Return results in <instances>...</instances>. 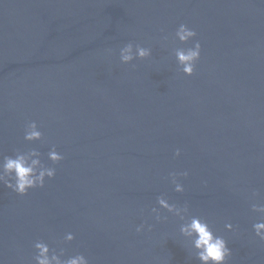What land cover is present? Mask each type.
I'll list each match as a JSON object with an SVG mask.
<instances>
[{
    "label": "water",
    "instance_id": "95a60500",
    "mask_svg": "<svg viewBox=\"0 0 264 264\" xmlns=\"http://www.w3.org/2000/svg\"><path fill=\"white\" fill-rule=\"evenodd\" d=\"M196 40L186 76L174 49ZM129 42L151 56L122 64ZM30 121L42 140H24ZM30 149L56 175L24 196L0 184V264H34L37 240L89 264H200L182 221L151 214L159 195L224 237L227 264H264V0H0V156Z\"/></svg>",
    "mask_w": 264,
    "mask_h": 264
},
{
    "label": "clouds",
    "instance_id": "9594fccd",
    "mask_svg": "<svg viewBox=\"0 0 264 264\" xmlns=\"http://www.w3.org/2000/svg\"><path fill=\"white\" fill-rule=\"evenodd\" d=\"M197 36L195 30L189 28L185 24H180L175 31V38L181 43H187ZM165 39H167L165 37ZM110 51V50H109ZM151 49L143 47L139 44L135 46L129 42L119 50V59L122 64H130L136 59L143 60L150 57ZM174 55L180 71L186 76H192L195 71L197 61L201 57V44L196 40L192 47L176 48ZM43 138L42 131L35 121H30L25 125L24 140L27 142L40 141ZM181 155L180 149H176L175 156ZM47 158L53 163L58 164L63 159L62 153L57 151L55 145L47 153ZM56 175L54 167L46 166L41 160V153L36 149L28 151L17 150L14 155L0 156V184L10 189L20 196L27 195L30 189L43 188L46 179H53ZM188 172H172L169 173L168 179L174 186L177 193L184 192V185L180 182V177H187ZM259 193L252 192L249 200L251 201V211L259 214L260 219L253 224L255 235L264 241V203L256 202ZM156 204L151 208V214L157 222L166 221L167 216L162 215L161 210L178 217L182 223L179 226V233L191 244L194 250L195 258L200 264H227L228 258L231 256V249L228 242L223 236L217 235L209 222L197 215L189 213L187 204L183 206L170 203L165 195H159L156 198ZM145 228L144 224L137 226L136 231L141 232ZM152 226L148 225L151 231ZM225 228L228 231L233 230V225L227 223ZM75 239L73 233H66L60 244H66ZM35 254L32 259L34 264H89L88 258L77 253L73 256L65 258V249L63 247H50L44 240H37L33 244Z\"/></svg>",
    "mask_w": 264,
    "mask_h": 264
}]
</instances>
